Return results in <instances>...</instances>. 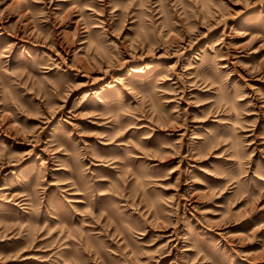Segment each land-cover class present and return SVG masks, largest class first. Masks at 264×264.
I'll use <instances>...</instances> for the list:
<instances>
[{
    "label": "rangeland",
    "instance_id": "1",
    "mask_svg": "<svg viewBox=\"0 0 264 264\" xmlns=\"http://www.w3.org/2000/svg\"><path fill=\"white\" fill-rule=\"evenodd\" d=\"M0 264H264V0H0Z\"/></svg>",
    "mask_w": 264,
    "mask_h": 264
},
{
    "label": "bare ground",
    "instance_id": "2",
    "mask_svg": "<svg viewBox=\"0 0 264 264\" xmlns=\"http://www.w3.org/2000/svg\"><path fill=\"white\" fill-rule=\"evenodd\" d=\"M62 169V168H61Z\"/></svg>",
    "mask_w": 264,
    "mask_h": 264
}]
</instances>
